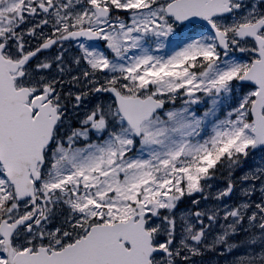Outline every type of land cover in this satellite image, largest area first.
<instances>
[{
  "label": "snow or ice",
  "instance_id": "6c2138e0",
  "mask_svg": "<svg viewBox=\"0 0 264 264\" xmlns=\"http://www.w3.org/2000/svg\"><path fill=\"white\" fill-rule=\"evenodd\" d=\"M185 28L182 46L160 54ZM25 35L41 43L28 48ZM65 41L78 42L72 63L86 65L83 80L71 76L85 89L74 99L57 88L70 71L63 51L31 64ZM84 41H103L112 58ZM53 63L59 79L46 75ZM199 93L210 102L203 116L191 108ZM93 96L100 102L82 127L65 133L67 105L79 109ZM180 97L182 107L166 108ZM226 99L235 101L228 118L202 135ZM256 150L264 151V0L259 8L244 0H0V264H196L205 250L237 247L230 240L245 219L260 230L250 245L261 248L238 264H264V199L226 210L211 240L216 212L176 217L185 196L208 199V181L223 168L228 184L213 198L229 196L234 170ZM240 180L251 185L244 196L257 182L264 196V163Z\"/></svg>",
  "mask_w": 264,
  "mask_h": 264
},
{
  "label": "rangeland",
  "instance_id": "374dc122",
  "mask_svg": "<svg viewBox=\"0 0 264 264\" xmlns=\"http://www.w3.org/2000/svg\"><path fill=\"white\" fill-rule=\"evenodd\" d=\"M81 80H83L82 73H81ZM104 98H105V97H104ZM97 100H98V99H97ZM204 102H205V101H203V103H204ZM201 108H203V107H201ZM93 134L95 135V133H93ZM244 170H245V171H249V170H251V168L246 167V169H244ZM249 187H251V185H249L248 183L241 184V185H240V193L243 195V189H246V188H249ZM196 194H199V193H196ZM194 195H195V194H194ZM259 199H261V198H259ZM241 202H243V201H241ZM192 210H193V209H190L189 211H187L186 214L190 213ZM249 214H250V213H249ZM180 216H181V215L178 213V211H176V217H177V219L180 218ZM203 218H207V215H205ZM189 219L195 221V217H194V216H190ZM245 220L248 222L247 219H245ZM203 221H204V220H203ZM59 223H60V220L57 219V220H55L54 222L48 224L47 226H48L49 228L52 227V229H54L56 226H58ZM204 223H205V222H204ZM226 223H227L226 221H219V220L217 219L216 222H215L213 225H211L210 229H212V228H216V227L220 226V230H219L218 233L212 234V235L209 237V240L215 238V236H216L217 234L221 233V232L223 231V227H222V226H226ZM197 224H198V223H197ZM180 231H181V229H180V227H179V225H178V232L180 233ZM260 248H261V245L259 244V242H258L257 246L249 245V246H247V247H245V248H239V249H238L236 252H234V253L232 254V256L230 257V258L232 259L231 263H230V261H223L222 264H238V261H239L240 258L244 257L246 254H250V253L253 251V249H254L257 253H259ZM235 257H238V258H235ZM221 259H222V258H221ZM219 260H220V259H219ZM203 264H219V263H218V261H217L216 259H213V260H206Z\"/></svg>",
  "mask_w": 264,
  "mask_h": 264
},
{
  "label": "flooded vegetation",
  "instance_id": "af4514ba",
  "mask_svg": "<svg viewBox=\"0 0 264 264\" xmlns=\"http://www.w3.org/2000/svg\"><path fill=\"white\" fill-rule=\"evenodd\" d=\"M36 22L37 21H32L30 23H26V24L22 25L20 29H17V31L23 30L26 33L27 28L32 27L33 24ZM24 38H25V41L27 42L26 47L31 48V49H35L38 46V44L41 43V40L38 37H30V36L25 35Z\"/></svg>",
  "mask_w": 264,
  "mask_h": 264
},
{
  "label": "bare ground",
  "instance_id": "6f19581e",
  "mask_svg": "<svg viewBox=\"0 0 264 264\" xmlns=\"http://www.w3.org/2000/svg\"><path fill=\"white\" fill-rule=\"evenodd\" d=\"M51 229H52V227H51Z\"/></svg>",
  "mask_w": 264,
  "mask_h": 264
}]
</instances>
